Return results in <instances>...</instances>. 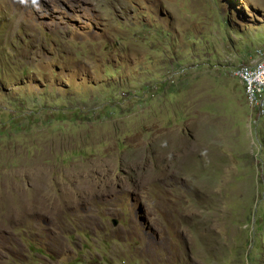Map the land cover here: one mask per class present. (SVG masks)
<instances>
[{
    "label": "rangeland",
    "instance_id": "374dc122",
    "mask_svg": "<svg viewBox=\"0 0 264 264\" xmlns=\"http://www.w3.org/2000/svg\"><path fill=\"white\" fill-rule=\"evenodd\" d=\"M262 46L264 0H0V264H264Z\"/></svg>",
    "mask_w": 264,
    "mask_h": 264
},
{
    "label": "built area",
    "instance_id": "2783aa9c",
    "mask_svg": "<svg viewBox=\"0 0 264 264\" xmlns=\"http://www.w3.org/2000/svg\"><path fill=\"white\" fill-rule=\"evenodd\" d=\"M248 64L236 68L235 75L242 81L251 108L264 114V46L258 48Z\"/></svg>",
    "mask_w": 264,
    "mask_h": 264
}]
</instances>
